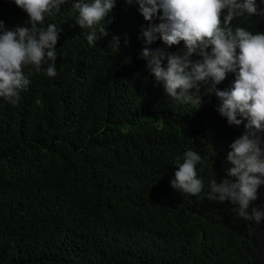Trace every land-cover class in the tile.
Listing matches in <instances>:
<instances>
[{"label": "trees", "instance_id": "trees-1", "mask_svg": "<svg viewBox=\"0 0 264 264\" xmlns=\"http://www.w3.org/2000/svg\"><path fill=\"white\" fill-rule=\"evenodd\" d=\"M137 9L116 0L109 35L90 46L69 0L43 25L61 29L56 77L28 66L19 102L0 98V264H264V221L206 198L243 123L228 126L203 85L198 110L166 96L141 58L138 35L149 24ZM26 20L13 0H0L6 29ZM237 26L264 32V16ZM148 47L176 53L183 42ZM233 81L229 73L217 88ZM189 148L204 158L199 196L170 186ZM257 205L264 185L249 211Z\"/></svg>", "mask_w": 264, "mask_h": 264}, {"label": "clouds", "instance_id": "clouds-1", "mask_svg": "<svg viewBox=\"0 0 264 264\" xmlns=\"http://www.w3.org/2000/svg\"><path fill=\"white\" fill-rule=\"evenodd\" d=\"M27 20L12 30L0 21V98L11 104L20 100V93L31 83L24 69L43 70L56 77V45L60 27L44 25L48 16L61 12L69 0H13ZM138 6V12L149 26L138 35L145 47L141 58L155 82L166 96L191 110H198L205 94L220 101L217 112L228 126L244 132L230 145L226 155L224 178L209 182V201L228 202L229 211L243 220L257 224L264 221V205L251 207L258 199V189L264 185V32H251L245 27H233V21L252 16H264V0H125ZM75 23L85 32L90 46L109 35L106 17L116 7V0H71ZM159 39L166 47L179 45L176 53L148 46ZM119 37L113 36L109 47L119 50ZM127 41L125 40V44ZM196 56L198 59L193 60ZM166 61V63H165ZM231 73L234 81L229 89L217 85ZM239 117V118H238ZM193 142V141H192ZM211 146V145H210ZM212 148V146H211ZM213 156L216 152L213 151ZM182 161V162H181ZM202 155L186 149L176 161L174 190L199 196L204 184L198 178L197 165Z\"/></svg>", "mask_w": 264, "mask_h": 264}]
</instances>
